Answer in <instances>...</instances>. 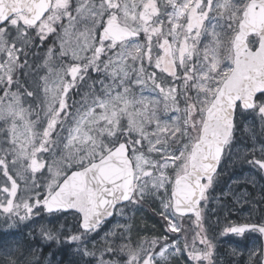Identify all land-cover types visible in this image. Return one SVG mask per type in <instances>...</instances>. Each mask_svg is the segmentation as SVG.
I'll use <instances>...</instances> for the list:
<instances>
[{
  "label": "snow or ice",
  "instance_id": "6c2138e0",
  "mask_svg": "<svg viewBox=\"0 0 264 264\" xmlns=\"http://www.w3.org/2000/svg\"><path fill=\"white\" fill-rule=\"evenodd\" d=\"M222 165L264 264V0H0V264H233Z\"/></svg>",
  "mask_w": 264,
  "mask_h": 264
},
{
  "label": "rangeland",
  "instance_id": "374dc122",
  "mask_svg": "<svg viewBox=\"0 0 264 264\" xmlns=\"http://www.w3.org/2000/svg\"><path fill=\"white\" fill-rule=\"evenodd\" d=\"M224 171L227 172V175L223 176V183L218 186L214 191L211 192L212 199L207 206V217L209 222H211L214 226V243L217 245V252L220 254L221 258L224 260H231L233 264L235 261L240 259L241 257H232L229 256V252L232 248L242 247L245 243H250L243 241L242 238L230 235H220V230L229 222H244V218L249 215L250 205L241 201L240 203H235L233 196H224L221 193L228 190V186L231 184L232 179H236L238 177L242 178L244 175V171H246V167L244 171H241L239 166L234 167L229 170L224 165H222ZM245 189L251 194L250 198L258 197L261 194V189L259 185L253 189L251 185H245L242 180L239 184H232L231 191L236 195L242 194ZM154 217H152L151 213L148 211H144L143 213H137L136 216V224L141 225L142 221L146 222L149 226L154 223ZM252 219H259L258 216L253 215ZM111 227V225H108ZM212 233H210L211 235ZM243 258H246V251L241 253Z\"/></svg>",
  "mask_w": 264,
  "mask_h": 264
},
{
  "label": "trees",
  "instance_id": "16d2710c",
  "mask_svg": "<svg viewBox=\"0 0 264 264\" xmlns=\"http://www.w3.org/2000/svg\"><path fill=\"white\" fill-rule=\"evenodd\" d=\"M3 227V222L2 221H0V228H2Z\"/></svg>",
  "mask_w": 264,
  "mask_h": 264
}]
</instances>
